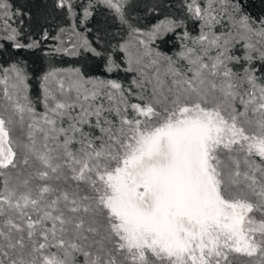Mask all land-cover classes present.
Masks as SVG:
<instances>
[{"label": "snow or ice", "instance_id": "obj_1", "mask_svg": "<svg viewBox=\"0 0 264 264\" xmlns=\"http://www.w3.org/2000/svg\"><path fill=\"white\" fill-rule=\"evenodd\" d=\"M139 6L53 3L70 22L54 54L135 72L132 87L51 68L38 111L21 63L0 66V264H264V17L182 0V16L141 28ZM99 9L93 43L79 28ZM23 15L0 0V39L42 50L48 31L25 37ZM169 34L175 58L151 46Z\"/></svg>", "mask_w": 264, "mask_h": 264}, {"label": "trees", "instance_id": "obj_2", "mask_svg": "<svg viewBox=\"0 0 264 264\" xmlns=\"http://www.w3.org/2000/svg\"><path fill=\"white\" fill-rule=\"evenodd\" d=\"M7 2L14 9L19 8L24 13L22 19L24 20L23 31L25 32V37L31 33L34 38L39 39L45 29L50 36V39L42 42V50L21 51L19 54L16 53L15 49L11 48L9 42L0 39V66L8 67L14 62L21 63L28 75L29 95L38 111H43L42 106L39 104L40 78L51 68L68 69L80 67L89 76L116 79L126 88L132 87L131 81L136 76L135 72L128 73L120 70L107 74L103 72L100 61L96 58L86 60L83 56L72 57L54 54V49L58 46L59 41L51 37H56L61 27L70 28V22L66 16L53 7L54 0H7ZM151 3L162 4L163 7L157 12L147 14L144 6ZM181 3L182 0H140V6L135 9L133 15L138 18V24L141 28L150 27L158 19H163L165 15L182 16L183 12L179 7ZM240 3L245 13L249 16L257 19L264 17V0H240ZM103 12V9H99L86 25V28L92 29V31H86L85 27L79 28V31L83 32L93 43H95V30L103 24L104 16L101 14ZM186 28L193 36L199 33V25L191 20L186 21ZM111 30L115 31L116 26H113ZM2 35L3 32L0 31V36ZM69 35L70 32L65 34L63 38L65 44L70 47ZM124 36L126 38V33ZM119 38L117 37V39ZM73 39L75 38L73 37ZM115 42L113 40V43ZM151 46L173 58L180 50V42L174 34H169L165 39L158 40ZM242 51L241 45H237L235 48L236 54L240 55ZM48 52L53 54L47 55L46 53ZM112 55L114 60L121 65V68L126 66L122 53L114 52ZM257 66H259V62H257ZM133 90L135 91L134 87Z\"/></svg>", "mask_w": 264, "mask_h": 264}]
</instances>
